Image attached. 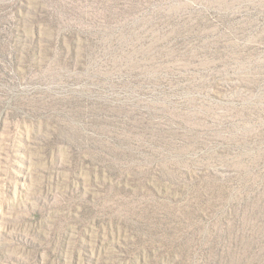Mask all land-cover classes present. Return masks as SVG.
Returning <instances> with one entry per match:
<instances>
[{"label": "rangeland", "instance_id": "rangeland-1", "mask_svg": "<svg viewBox=\"0 0 264 264\" xmlns=\"http://www.w3.org/2000/svg\"><path fill=\"white\" fill-rule=\"evenodd\" d=\"M0 264H264V0H0Z\"/></svg>", "mask_w": 264, "mask_h": 264}]
</instances>
